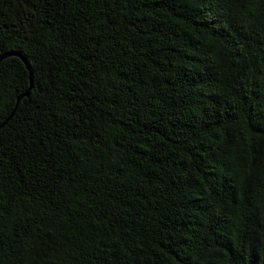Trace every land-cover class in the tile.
I'll return each mask as SVG.
<instances>
[{"label":"trees","instance_id":"obj_1","mask_svg":"<svg viewBox=\"0 0 264 264\" xmlns=\"http://www.w3.org/2000/svg\"><path fill=\"white\" fill-rule=\"evenodd\" d=\"M0 264H264V0H0Z\"/></svg>","mask_w":264,"mask_h":264}]
</instances>
